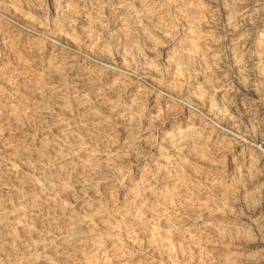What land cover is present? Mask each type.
Returning <instances> with one entry per match:
<instances>
[{
  "label": "rangeland",
  "instance_id": "rangeland-1",
  "mask_svg": "<svg viewBox=\"0 0 264 264\" xmlns=\"http://www.w3.org/2000/svg\"><path fill=\"white\" fill-rule=\"evenodd\" d=\"M0 264H264V0H0Z\"/></svg>",
  "mask_w": 264,
  "mask_h": 264
}]
</instances>
